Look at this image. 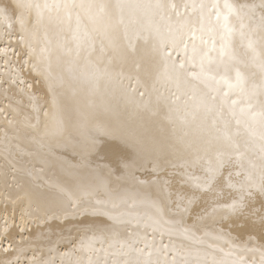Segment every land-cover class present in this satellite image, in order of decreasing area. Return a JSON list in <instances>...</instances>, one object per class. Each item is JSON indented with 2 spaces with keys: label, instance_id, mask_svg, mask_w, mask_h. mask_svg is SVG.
<instances>
[{
  "label": "bare ground",
  "instance_id": "1",
  "mask_svg": "<svg viewBox=\"0 0 264 264\" xmlns=\"http://www.w3.org/2000/svg\"><path fill=\"white\" fill-rule=\"evenodd\" d=\"M2 2L13 4L14 0ZM40 2L43 3L44 0ZM52 2L53 0H48V3ZM94 2L115 4L116 0ZM151 2L156 3L157 0ZM159 2L174 3L178 6L180 16L173 15V23L183 19L198 27V9L193 11L191 5L194 3L199 5L201 2L212 3L214 0H159ZM229 2L239 6L258 4L259 0ZM184 5L189 6L187 10ZM167 12L172 14L171 9ZM114 14L118 17V13ZM256 20H259L258 9ZM154 22L162 27L167 24V20H161L159 16L154 18ZM132 27L140 30L144 37L133 40L138 50L136 59L143 57L140 63L151 72V75L141 72L138 83L133 58L130 57L126 64L113 61L109 65L114 71L112 81H103L100 91L94 95L80 90L74 92L69 86L71 75L67 69L70 62L76 58L66 55L58 46L65 42L66 32H60L54 24L49 26L48 51L43 53L39 51L45 47L42 31L41 40L35 45L37 52L29 56L28 49L19 40L21 33L18 23L14 30H9L11 39L6 38L3 31H0V48H7L6 53H0L2 84L0 108L6 109L0 112V149L7 145V152L0 153V228L5 222L9 226L8 233H0V261L13 259L18 255L19 264H76V261L88 264L89 260L93 264H124L125 261L136 260H151L153 264L157 261L159 264L165 262L171 264L173 258L176 261L207 259L209 264L214 258L224 260L227 264L243 259L250 264L251 262L259 264L261 252L264 251V230L260 228L257 215L264 205V197L256 194L249 199L248 209L244 215L231 214L223 207H218L213 215L211 210L214 206L231 203L233 198L238 196L234 189H229L221 181L217 193H197V198L189 206V210L178 214L175 208L178 195L190 196L193 192V189L184 183L185 177L182 173L187 171L196 176H203L204 171L200 164L182 169L180 165L184 163V159L176 154L170 155L159 174L161 183L168 182L167 189L161 192L155 186L148 187L138 183L141 179L152 180L155 177L152 166L147 161L143 166L133 169L136 181L117 179L121 174L120 162L134 156V150L121 141L101 135L91 155L88 156L85 151L84 139L77 134L75 126L79 111L91 103H95L97 112V119L92 125L93 131L109 125L116 131L131 128L139 131L149 142L164 143L174 141L188 131L181 120L184 115L182 103L177 102L178 110L177 105L172 104L170 100L174 88L165 87L155 78V65L148 57L154 42V35L148 30V21L144 22L143 27L135 24ZM120 37L122 45L126 48L128 41L123 39L122 27ZM185 39L187 41L190 38L185 36ZM195 42L198 45L200 43L199 32ZM67 43L75 48L70 38ZM215 44L218 51L221 44L219 36L215 37ZM96 47L99 49V39ZM206 47L211 48L212 43L209 42ZM232 47L238 57L246 59V48L238 34L232 39ZM211 54L215 56L217 53ZM86 60H91L92 65L99 67L108 64L106 59L100 57L98 51L91 55L82 51L81 59L77 63L83 67ZM49 62L53 76L57 79L55 85L57 104L63 111L68 127L62 138L45 139L44 146L41 147L35 139L37 132L33 127L35 119L29 123L25 117L29 114L35 116L33 104H38L43 111L56 110L52 103L53 92L50 90L49 82L32 70V64L47 69ZM220 68L223 71V66ZM241 68L248 74L249 88L253 84L257 86L258 94L253 103L258 105L264 101V95L259 94V86L264 83V77L255 67L245 68L241 65ZM10 74L21 78L23 83H3ZM60 77H63L64 84L58 82ZM133 89L145 92V96L135 95ZM125 95L134 96L136 101L151 99L153 106L157 103V96H160L159 114H138L131 104L126 108ZM117 112L119 118L113 115ZM235 129L236 125L233 122L232 131L235 132ZM236 139L242 150L259 164L258 147H244L248 137L242 127ZM86 156L90 162L88 169L69 167L79 164ZM97 168L105 172L111 170L114 173L107 187L99 189L98 196L101 199L112 197L117 201V209H111V205L109 208L114 214L121 216V222L116 223L107 216L100 215H65L59 211V207L66 208L67 201L59 202V207L57 204H52L51 208L46 207L44 201L51 202L54 199V193L49 187L50 182H59L68 188L81 181L91 183L94 177L90 173ZM237 170L238 166L234 165L232 171ZM239 179L241 177L233 175V181ZM26 193L34 194L31 207L25 197ZM18 195L25 198L17 199ZM152 201L160 202L164 221L170 218L180 220L185 227L192 229L197 237L202 238L203 243H193L183 235L169 237L166 232L162 235L161 227L155 223L157 217L155 209L151 206ZM200 216H204V220H199ZM217 235H221L222 238L216 239ZM164 245L168 247L164 248ZM5 248L8 252L3 251ZM149 251L152 252L150 257L147 254Z\"/></svg>",
  "mask_w": 264,
  "mask_h": 264
},
{
  "label": "snow or ice",
  "instance_id": "2",
  "mask_svg": "<svg viewBox=\"0 0 264 264\" xmlns=\"http://www.w3.org/2000/svg\"><path fill=\"white\" fill-rule=\"evenodd\" d=\"M184 7L187 10L189 6L184 5ZM191 7L193 11L198 9V27L183 19L173 23V15L180 16L178 6L174 3H160L159 0L156 3H152L151 0L147 2L116 0L115 4L96 3L94 0H53L52 3H48V0H44L43 3L40 0H14L13 4H4L0 0V31H3L6 38L11 39L9 30H14L18 23L21 33L19 40L28 49L29 56L37 52L35 45L40 42L42 31L45 47L39 51L42 53L48 51L49 26L54 24L60 32H66L65 42L58 46L66 55L76 58L70 62L67 69L71 75L69 86L74 92L80 90L94 95L100 91L103 81H112L114 71L109 65L113 61L126 64L130 57L133 58L138 83L141 72L151 75V72L140 63L143 57L136 59L138 50L133 40L144 37L140 30L132 27L134 24L143 27L144 22L148 21V30L154 35L148 57L155 65V78L165 87L174 88L170 100L172 104L177 105L178 110L177 102L182 103L184 115L181 120L188 131L168 143L149 142L139 131L131 128L126 131H116L109 125L93 131L92 125L97 119V112L95 103H91L86 104L79 111L75 126L77 134L84 139V149L90 156L101 135L121 141L134 150V156L120 162L121 174L117 179L136 181L133 169L143 166L147 161L152 166L155 177L152 180L141 179L138 183L148 187L155 186L161 192L167 189L168 182L161 183L159 174L164 164L168 162V157L176 154L184 159V163L180 165L182 169L200 164L204 171L203 176H196L187 171L182 173L185 177L184 183L188 184L193 192L190 196L178 195L175 202L178 214L189 210V206L197 198V193H217L218 185L223 181L229 189H234L238 196L233 198L231 203L217 204L212 208L211 214L214 215L218 207H223L231 214L244 215L248 209L249 199L256 194L264 197V101L259 102L258 105L253 103V99L258 94L257 86L253 84L249 88L248 74L241 68V65L245 68L255 67L264 77V0H259L258 4L239 6L230 3L229 0H223V4L221 0H214L207 4L194 3ZM168 9L172 10L171 15L168 14ZM114 13H118V17ZM156 16L161 20H167V24L163 27L156 24L154 22ZM121 27L123 39L128 41L126 48L121 43ZM197 32H199V45L195 42ZM236 34L246 48V59L238 57L232 47V39ZM185 36L190 39L186 41ZM216 36L221 40L218 51L215 44ZM69 38L75 48L67 43ZM97 39H99V49L96 47ZM209 42L212 43L211 48L206 47ZM82 51L89 55L98 51L100 57L106 59L108 64L99 67L92 65L91 60H86L81 67L77 61L81 59ZM6 52L7 48H0V53ZM212 52L217 54L213 56ZM220 66H223V71ZM32 70L49 82L50 90L53 92L52 103L56 107L55 111H43L38 104H33L35 116L29 114L25 117L29 123L35 119L36 123L33 125L37 129L35 139L43 147L45 139L62 138L66 134L68 122L57 104L55 93L57 79L53 76L51 63L49 62L47 69L32 64ZM9 82L23 83V80L10 74L3 83ZM58 82L65 83L63 77H60ZM132 91L140 97L145 96V92L136 89ZM259 94L264 95V83L259 86ZM160 100L161 97L157 96V103L153 106L151 99L136 101L134 96L125 95V107L131 104L138 114L158 115ZM4 111L6 109L0 108V112ZM113 115L119 118L118 112ZM233 122L236 125L235 132L232 131ZM241 127L248 137L244 147H258L259 164L242 150L241 144L236 139ZM3 152H7L6 144L0 149V153ZM89 163L86 156L79 164L69 167L88 169ZM234 165L238 166L235 172L232 171ZM90 174L94 177L91 183L81 181L72 188L59 182H50L49 187L54 193V199L51 202L44 201L46 207L51 208L52 204H57L59 207V202L67 201L66 208L59 207V211L65 215H100L107 216L116 223L121 222V216L111 210L118 208L117 201L112 197L101 199L98 196L99 189L107 187L114 173L111 170L105 172L97 168ZM233 175L241 179L233 181ZM25 197L31 207L34 194L26 193ZM25 197L18 195L17 199ZM151 206L155 209L157 217L155 223L161 227L162 235L165 232L169 237L183 235L193 243H203L202 238L197 237L196 233L185 227L180 220L170 218L164 221L160 202L152 201ZM257 218L260 228L264 230V205ZM198 219L202 221L204 216ZM8 230V223L5 222L0 228V233H8ZM215 238L220 239L222 236L217 235ZM3 251L8 252V249L5 248ZM147 254L150 257L152 252L149 251ZM0 264H19V256L0 261ZM76 264L81 262L76 261ZM88 264L93 262L89 260ZM124 264H153V262L136 260L125 261ZM156 264H159V261ZM171 264H209V261L199 258L194 261L188 259L176 261L173 258ZM211 264H227V262L214 258ZM231 264H250V262L238 259ZM259 264H264V251L261 252Z\"/></svg>",
  "mask_w": 264,
  "mask_h": 264
}]
</instances>
